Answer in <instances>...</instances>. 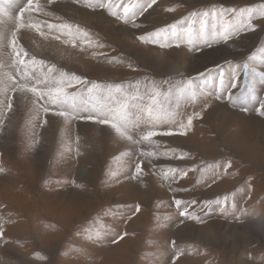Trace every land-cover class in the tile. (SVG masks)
<instances>
[{
	"label": "rangeland",
	"instance_id": "obj_1",
	"mask_svg": "<svg viewBox=\"0 0 264 264\" xmlns=\"http://www.w3.org/2000/svg\"><path fill=\"white\" fill-rule=\"evenodd\" d=\"M27 2L11 0L0 16V264H264V117L257 101L243 111L213 95L217 66L228 80L254 56L250 63L264 71V0H157L135 28L98 7L101 0H34L42 11L23 19L39 30L17 31ZM112 2L122 13L123 5L138 0ZM214 8L256 10V30L200 50L187 42L160 47L137 39L173 24L187 29L190 14ZM233 15L210 17L209 31ZM64 24L82 35H63L58 26ZM14 32L15 47L28 53L30 75L80 76L87 83L67 91L83 88L87 98L86 88L99 84V101L109 88L132 92L139 84L146 102L149 85L167 92L191 79L198 95L176 108L173 88V102L165 106L176 115L163 127H178L193 112L201 117L186 135L144 144L157 156L145 159L134 177L140 146L109 125L45 114L42 101L15 90L21 69L14 62ZM33 57L44 62L34 72ZM255 91L264 99V85L257 83ZM170 167L179 171L168 173ZM176 199L183 202L179 208ZM185 206L189 215L181 216Z\"/></svg>",
	"mask_w": 264,
	"mask_h": 264
},
{
	"label": "snow or ice",
	"instance_id": "obj_2",
	"mask_svg": "<svg viewBox=\"0 0 264 264\" xmlns=\"http://www.w3.org/2000/svg\"><path fill=\"white\" fill-rule=\"evenodd\" d=\"M55 2L56 0H47L48 5ZM73 2H78V0H73ZM156 2L157 0H143V2H139L138 0L136 3L125 4L122 7V13L113 11V8L117 7V5L112 0H106V2L105 0H101L98 7H106L112 16L118 20H122L125 24H131L135 28L138 27L135 23L136 18L143 16ZM10 3L11 0H0V16L5 14L6 5H10ZM32 11L39 14L42 9L38 4L34 3V0H28L26 7L21 10L20 16L16 18L17 31L23 27H36L39 30L40 26L37 22L30 18L23 19L25 13H29L30 17ZM228 13L234 14L231 20L221 23L220 30H217L216 24L213 23L211 25V31H209L208 20L210 17L215 21L222 19ZM259 15L264 17V9L260 11ZM254 19H256V10L254 9H240L237 11L235 8H214L203 13L190 14L187 29L178 30L176 25L173 24L169 26L170 30L168 28H160L157 31L139 35L137 39L143 43L157 44L160 47L179 48L182 43L187 42L192 50H200L203 47H211L213 43L219 42L220 40L227 42L234 37H239L241 33L255 31L257 25L253 23ZM197 22L199 23V28L198 30H194L193 24ZM54 27L56 26L48 25L50 31ZM58 30L63 35H67L72 39L82 35L78 28L73 31V27L68 24L58 26ZM54 38L59 39V37ZM16 39V33L14 32V62L21 69V78L14 85L15 90L21 93H31L37 101H42L41 107L45 114L51 111L54 115L63 117L66 122L71 119L109 125L118 137L131 144L140 146L138 148L139 157L143 159L136 160L134 177L141 174V165L145 159L151 162L152 158L157 156L156 152L144 151L142 147L144 144L152 145L154 143L153 138L157 136L186 135L193 125V120L201 117L200 112H193L187 117L186 123L181 122L178 127H163L164 122L174 119L176 115L174 111L165 106L166 102L169 105L173 102V88H175L174 102L176 108L180 107L181 101L194 99L198 95L195 90L194 81L191 79L179 85L170 86L167 92H162L155 84L149 85V91L146 93V102L145 94H141L139 91V84L136 85V90L132 92L123 90L119 86H117L115 91L109 88L103 101L97 100L102 86L92 84L91 87L86 88L87 98H85V90L83 88L75 93L67 91L68 88L87 83L80 76H70L66 73H60L57 79L50 80L49 76L38 78L35 75H30L28 70L29 64L23 58L27 57L28 53L24 50L23 46H20L19 49L15 47ZM253 59L254 56H250L248 62L237 65L228 80H225L223 72L219 71V66H217L219 87L213 95L216 100H224L226 98L232 106L240 105L243 111L248 110L246 107L248 103L257 101L258 107L256 108V112L259 116L264 117V99L257 100L255 91L257 83L264 85V71H257V68L250 63ZM37 64L43 65L44 62L37 61L33 57L31 60L33 72ZM48 71L51 73L54 69L49 68ZM208 71H211V69ZM200 75L205 76L206 73H200ZM241 75L243 76V81H241ZM234 89L239 90V95L234 94ZM225 93L227 94L226 97ZM9 107H11V104H9ZM135 154L133 153V155ZM177 171L179 170L172 167L168 169V173L175 174ZM168 173H165V179L169 178ZM180 175L184 176L187 173L180 171ZM171 178L175 180L176 176L173 175ZM182 203L180 199L175 200L178 208ZM192 203L195 204L196 201H192ZM212 203V201H206L205 206H211ZM215 203L219 204L220 201L217 200ZM139 210V206H137L136 211L138 212ZM180 215H189L187 206L180 212Z\"/></svg>",
	"mask_w": 264,
	"mask_h": 264
}]
</instances>
